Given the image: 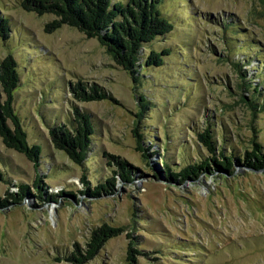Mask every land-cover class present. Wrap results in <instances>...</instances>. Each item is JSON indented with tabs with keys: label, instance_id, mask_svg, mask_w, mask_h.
Returning <instances> with one entry per match:
<instances>
[{
	"label": "rangeland",
	"instance_id": "1",
	"mask_svg": "<svg viewBox=\"0 0 264 264\" xmlns=\"http://www.w3.org/2000/svg\"><path fill=\"white\" fill-rule=\"evenodd\" d=\"M19 1L0 0L11 29L0 57L18 63L14 107L43 152L35 167L0 134V264H74L68 255L77 246L86 254L105 224L122 231L84 264H128L131 242L135 264H264V166L237 161L256 142L264 150V0H161L174 29L143 46L138 83L97 38L65 24L48 30L56 16ZM165 49L163 65L142 63ZM78 82L106 97L79 101ZM75 108L96 129L82 164L50 134L72 127ZM206 129L216 155L234 154L233 173L212 164L169 181L164 162L178 172L214 155L198 137ZM107 154L128 164L130 180ZM112 177V193H86Z\"/></svg>",
	"mask_w": 264,
	"mask_h": 264
},
{
	"label": "trees",
	"instance_id": "2",
	"mask_svg": "<svg viewBox=\"0 0 264 264\" xmlns=\"http://www.w3.org/2000/svg\"><path fill=\"white\" fill-rule=\"evenodd\" d=\"M20 0V5L39 15L50 13L56 19L47 24L48 30H55L62 25H69L77 28L90 38H97L105 46L114 60L127 70L138 83L141 74L138 72L139 54L146 44L152 43L157 37L164 36L174 29L172 22L166 18L159 7L161 0ZM11 29L8 19L0 17V36L3 40H8ZM170 53L169 49L162 51L152 50L143 64L146 66H161L164 64V57ZM20 85L18 63L12 54L0 57V134L4 143L12 149L25 154L34 163L35 167L41 165L43 146L41 144H30L28 132L20 115L14 107L15 92ZM89 88V93L87 92ZM72 93L79 101H91L103 99L106 93L97 85H90L78 82L71 89ZM258 90L256 89L255 92ZM146 96H141L144 101ZM255 98V96H253ZM252 98V99H253ZM72 127L60 124L50 130L52 141L59 149L65 151L75 162L82 164L90 149L92 135L95 134V124L89 114L75 108ZM140 140L142 135L135 131ZM213 131L206 129L198 133L199 140L213 153L211 157L204 158L199 163H189L178 172L173 167L164 162L166 177L169 181H185L192 177L197 178L203 171L213 170L214 164L218 170L228 172L234 171V154H226L224 151L216 155V143L213 141ZM108 164H116L123 179L130 180L131 170L128 164L121 158L107 154ZM245 167L260 169L264 166V150L261 143H254L252 150H246L242 159H237ZM3 174L0 172V178ZM84 181H85V177ZM116 179L114 177L104 183L97 184L92 191L88 189L86 193L98 195L100 193H112L114 191ZM86 182V181H85ZM27 186L21 185L22 193ZM65 194H73L67 192ZM15 200L19 199L15 194H10ZM20 196V195H19ZM1 202V201H0ZM122 230L111 227L107 224L96 228L91 235L88 249L83 254L81 247L76 250L68 259L74 264H84L93 259L104 244L112 237H116ZM130 244L128 250V264L137 262L140 250Z\"/></svg>",
	"mask_w": 264,
	"mask_h": 264
}]
</instances>
